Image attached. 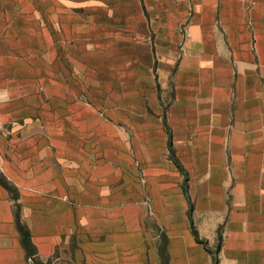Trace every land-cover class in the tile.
<instances>
[{"label": "crops", "instance_id": "0c3cea01", "mask_svg": "<svg viewBox=\"0 0 264 264\" xmlns=\"http://www.w3.org/2000/svg\"><path fill=\"white\" fill-rule=\"evenodd\" d=\"M215 259L264 264V0H0V264Z\"/></svg>", "mask_w": 264, "mask_h": 264}, {"label": "trees", "instance_id": "16d2710c", "mask_svg": "<svg viewBox=\"0 0 264 264\" xmlns=\"http://www.w3.org/2000/svg\"><path fill=\"white\" fill-rule=\"evenodd\" d=\"M194 233H195L196 237L198 238L197 232L194 231ZM22 240H23V244L25 245V247H26L28 250H30V245H29L28 235L26 234L25 231H23V239H22ZM28 252H30V251H28ZM215 264H216V259H215Z\"/></svg>", "mask_w": 264, "mask_h": 264}]
</instances>
